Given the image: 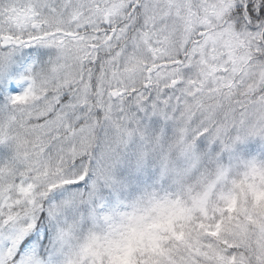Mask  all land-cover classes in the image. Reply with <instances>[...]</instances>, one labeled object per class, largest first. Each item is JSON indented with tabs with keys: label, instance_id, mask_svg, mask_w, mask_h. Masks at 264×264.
Returning a JSON list of instances; mask_svg holds the SVG:
<instances>
[{
	"label": "snow or ice",
	"instance_id": "snow-or-ice-1",
	"mask_svg": "<svg viewBox=\"0 0 264 264\" xmlns=\"http://www.w3.org/2000/svg\"><path fill=\"white\" fill-rule=\"evenodd\" d=\"M254 137L264 0H0V264H264Z\"/></svg>",
	"mask_w": 264,
	"mask_h": 264
},
{
	"label": "clouds",
	"instance_id": "clouds-1",
	"mask_svg": "<svg viewBox=\"0 0 264 264\" xmlns=\"http://www.w3.org/2000/svg\"><path fill=\"white\" fill-rule=\"evenodd\" d=\"M256 198L258 201H264V192L257 193ZM149 242V237L146 234L133 231L124 237L119 244L112 247L102 245L97 251L105 255L111 264H131L133 252Z\"/></svg>",
	"mask_w": 264,
	"mask_h": 264
},
{
	"label": "rangeland",
	"instance_id": "rangeland-1",
	"mask_svg": "<svg viewBox=\"0 0 264 264\" xmlns=\"http://www.w3.org/2000/svg\"><path fill=\"white\" fill-rule=\"evenodd\" d=\"M254 142L259 145L260 151H264V141L260 140L258 137L249 138V140H247L244 145H238L237 148L238 147H243V146H245V145H247L249 143L253 144ZM225 155L226 156H224V159H226L225 162H227L228 156H227V154H225Z\"/></svg>",
	"mask_w": 264,
	"mask_h": 264
},
{
	"label": "trees",
	"instance_id": "trees-1",
	"mask_svg": "<svg viewBox=\"0 0 264 264\" xmlns=\"http://www.w3.org/2000/svg\"><path fill=\"white\" fill-rule=\"evenodd\" d=\"M255 143V142H254ZM252 144V143H249V144H247V145H245V146H248V147H251V149H252V154L253 155H255V156H258V157H260V156H264V151H260V149H259V145L258 144ZM245 146H243V147H238V150H240L241 148H244ZM226 156V155H225ZM226 160V159H225Z\"/></svg>",
	"mask_w": 264,
	"mask_h": 264
}]
</instances>
